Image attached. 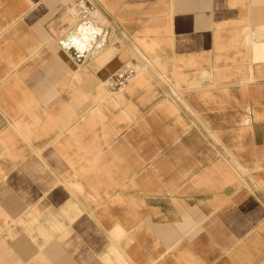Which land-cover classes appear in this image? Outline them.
Instances as JSON below:
<instances>
[{"label":"crops","instance_id":"1","mask_svg":"<svg viewBox=\"0 0 264 264\" xmlns=\"http://www.w3.org/2000/svg\"><path fill=\"white\" fill-rule=\"evenodd\" d=\"M75 1L0 0V264H264V0Z\"/></svg>","mask_w":264,"mask_h":264},{"label":"built area","instance_id":"2","mask_svg":"<svg viewBox=\"0 0 264 264\" xmlns=\"http://www.w3.org/2000/svg\"><path fill=\"white\" fill-rule=\"evenodd\" d=\"M72 15L77 19L78 28L90 23L92 15L96 12V6L91 0H76L71 8ZM77 28V29H78ZM136 75L132 68H125L115 75L107 84L108 90L112 93L124 91Z\"/></svg>","mask_w":264,"mask_h":264},{"label":"water","instance_id":"3","mask_svg":"<svg viewBox=\"0 0 264 264\" xmlns=\"http://www.w3.org/2000/svg\"><path fill=\"white\" fill-rule=\"evenodd\" d=\"M83 27H84V26H83ZM83 27H79V28H78V32H79V33L81 32V30L83 29ZM74 42H76V36H74V35H70V36L66 39V41L64 42V46H65V48L67 49V51L69 52V54H70L72 57H74V58H76V59H82L84 56L80 57V55H77L74 51L71 50V47L68 46L69 43H74Z\"/></svg>","mask_w":264,"mask_h":264},{"label":"bare ground","instance_id":"4","mask_svg":"<svg viewBox=\"0 0 264 264\" xmlns=\"http://www.w3.org/2000/svg\"><path fill=\"white\" fill-rule=\"evenodd\" d=\"M96 14H97V12H96L95 14H93V16H95ZM97 21L100 22V20H97ZM84 27H85V28H84L85 30H86V27H88V28H90V29H94V26H93L92 24H89V25H86V26L84 25ZM91 31H92V30H91ZM93 32H94V31H93ZM82 33H83V32H82ZM84 33H86V32H84ZM87 33H88V31H87ZM89 34H91V33H89ZM79 36H80V34H79ZM84 36H85V38H86V37L89 38V37H88L89 35H88V36H87V35H84ZM77 37H78V36H77ZM87 38H86V39H87ZM78 39H80V38H78ZM81 40H82V39H81ZM79 43H80V40H79ZM71 44H72V43H69L68 46L71 47V46H72ZM73 44H74V43H73ZM85 44H86V46H85ZM88 45H89V42H88V43L85 42V41H84V42H81V49H82V51H83L84 49H86L87 47L90 46V45H89V46H88ZM94 47H95V46H94ZM76 51H77V50H76ZM76 51H75V53L77 54ZM111 53L113 54V53H115V52L112 50ZM107 57H108V56H107Z\"/></svg>","mask_w":264,"mask_h":264},{"label":"rangeland","instance_id":"5","mask_svg":"<svg viewBox=\"0 0 264 264\" xmlns=\"http://www.w3.org/2000/svg\"><path fill=\"white\" fill-rule=\"evenodd\" d=\"M71 13H72V12H71ZM72 22H73V26H74V25H75V26L78 25V22H77L76 20H73V19H72ZM84 25L86 26V25H89V24L87 23V24H84ZM84 25H82V26H80V27H83ZM71 45H72V44H71ZM86 49H87V48H86ZM84 50H85V49H84ZM84 50H83L82 52H84ZM108 53H111V52H108ZM136 53H137V56H135V58H137V59L141 58L143 61H145L146 65H147L148 67L154 69L153 64H151L150 61H147L142 55H140L138 50H136ZM105 55H106V56H109L110 54H105Z\"/></svg>","mask_w":264,"mask_h":264}]
</instances>
